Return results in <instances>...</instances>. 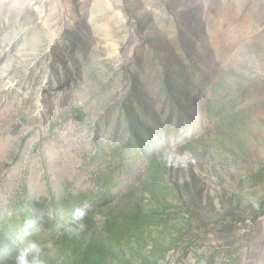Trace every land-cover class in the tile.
I'll list each match as a JSON object with an SVG mask.
<instances>
[{
    "label": "rangeland",
    "instance_id": "1",
    "mask_svg": "<svg viewBox=\"0 0 264 264\" xmlns=\"http://www.w3.org/2000/svg\"><path fill=\"white\" fill-rule=\"evenodd\" d=\"M28 239L264 264V0H0V264Z\"/></svg>",
    "mask_w": 264,
    "mask_h": 264
},
{
    "label": "clouds",
    "instance_id": "2",
    "mask_svg": "<svg viewBox=\"0 0 264 264\" xmlns=\"http://www.w3.org/2000/svg\"><path fill=\"white\" fill-rule=\"evenodd\" d=\"M86 215V209H75L71 218L72 226L67 229V233L70 236H78L86 229V224L84 223ZM42 251L43 246L41 243L34 239H28L16 257V264H45V261L41 259Z\"/></svg>",
    "mask_w": 264,
    "mask_h": 264
}]
</instances>
